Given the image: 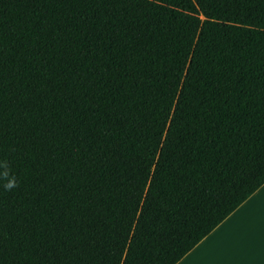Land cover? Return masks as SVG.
Masks as SVG:
<instances>
[{
	"label": "trees",
	"instance_id": "16d2710c",
	"mask_svg": "<svg viewBox=\"0 0 264 264\" xmlns=\"http://www.w3.org/2000/svg\"><path fill=\"white\" fill-rule=\"evenodd\" d=\"M3 163L0 264H174L264 182V0H0Z\"/></svg>",
	"mask_w": 264,
	"mask_h": 264
},
{
	"label": "crops",
	"instance_id": "0c3cea01",
	"mask_svg": "<svg viewBox=\"0 0 264 264\" xmlns=\"http://www.w3.org/2000/svg\"><path fill=\"white\" fill-rule=\"evenodd\" d=\"M174 264H264V182Z\"/></svg>",
	"mask_w": 264,
	"mask_h": 264
},
{
	"label": "clouds",
	"instance_id": "9594fccd",
	"mask_svg": "<svg viewBox=\"0 0 264 264\" xmlns=\"http://www.w3.org/2000/svg\"><path fill=\"white\" fill-rule=\"evenodd\" d=\"M0 168H3L4 171L0 172V182H3V187L5 190H12L17 187L15 177H12L9 173L8 165L6 163L0 164Z\"/></svg>",
	"mask_w": 264,
	"mask_h": 264
}]
</instances>
